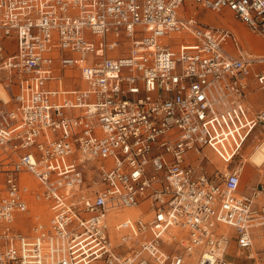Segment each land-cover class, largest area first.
Here are the masks:
<instances>
[{
	"label": "built area",
	"instance_id": "2783aa9c",
	"mask_svg": "<svg viewBox=\"0 0 264 264\" xmlns=\"http://www.w3.org/2000/svg\"><path fill=\"white\" fill-rule=\"evenodd\" d=\"M208 12L264 40V0H0V264H264V183L229 167L264 54Z\"/></svg>",
	"mask_w": 264,
	"mask_h": 264
},
{
	"label": "rangeland",
	"instance_id": "374dc122",
	"mask_svg": "<svg viewBox=\"0 0 264 264\" xmlns=\"http://www.w3.org/2000/svg\"><path fill=\"white\" fill-rule=\"evenodd\" d=\"M180 11H182V7L180 9ZM220 16H222L223 18H226V17H231L228 13L222 15V14H219ZM220 16H218V13L217 15L213 14L212 12H208L206 14V19L209 21V22H219L221 24H225ZM233 19V18H232ZM234 21V24L236 26H239L240 25V22L238 21ZM239 31L243 34V37L247 43V47L251 48L252 46L256 45L257 44V41L260 43L261 46H264V41L261 40V39H258L255 37H252L251 38L255 41L253 42H248L247 40V36H244L246 34V31H243L242 29H239ZM249 31V30H248ZM250 32V31H249ZM251 33V32H250ZM252 34V33H251ZM253 36H258V35H255V34H252ZM259 37V36H258ZM263 42V43H261ZM253 50H255V48H251ZM256 86V87H255ZM263 87V89H262ZM260 86L258 84V86L255 84L254 86H252V88H254V92H252L254 95H255V98L256 96H258V100L257 102L254 103V105L252 104L253 102V99H255L254 97L251 98L250 100H248V103L251 102V111L253 113H256L260 110H264V86ZM250 95V94H248ZM248 99H249V96H248ZM250 105V104H249ZM264 128L263 126L261 125H258L252 132L249 133V135L247 136V139L243 145V148H242V151H241V155L238 156L230 165L229 167H234L236 165H240V166H244V168L248 171V174L246 173L245 169L243 168V175H242V185H241V192L242 193H245V194H248L252 191V189L257 185V184H261V183H264V170L258 168V167H255L251 164V161H250V154L254 151L255 147L257 146V144H259L260 140L261 139H264ZM206 148H209V147H206ZM205 148V149H206ZM204 149V150H205ZM203 150V152H204ZM209 155L210 157L212 158V161L215 162V163H218V167H222L224 165L227 164V162H224L213 150H211L209 148ZM248 160V161H247ZM226 163V164H225ZM202 164L204 165V170L212 175L214 172H215V168L212 164L209 163V159L207 158V156H205V159L204 161L202 162ZM220 170H224V168H219ZM261 172V173H260ZM29 178H31V185L29 186L30 188H36L37 186V183L36 181L34 180V178H32L31 176H27ZM46 207L43 208V215H39L41 216L42 220L43 221H48L49 219V215H48V212H49V209L47 208L48 204H44ZM128 211L126 212H123L124 214L127 213ZM35 212H32V214H34ZM41 213V212H40ZM48 215V216H46ZM40 218V219H41ZM29 222L27 223L28 225V229L32 226V223H35L37 221V218L36 217H33L31 219L28 220ZM34 225V224H33ZM195 258V254H189L187 256V264H192V260ZM239 259V264H251V261L249 260H246L242 257L238 258Z\"/></svg>",
	"mask_w": 264,
	"mask_h": 264
},
{
	"label": "bare ground",
	"instance_id": "6f19581e",
	"mask_svg": "<svg viewBox=\"0 0 264 264\" xmlns=\"http://www.w3.org/2000/svg\"><path fill=\"white\" fill-rule=\"evenodd\" d=\"M185 9H186V7H184ZM194 8V10H195V7L194 6H192V7H189V12H192V9ZM213 14H215V15H217V13H214V12H212ZM230 15V14H229ZM218 16H220L219 14H218ZM231 16V18H233L232 17V15H230ZM220 18H221V20L223 21V19H222V17L220 16ZM233 20H235V21H238V20H236V19H234L233 18ZM224 23H225V21H223ZM239 22V21H238ZM226 24V23H225ZM242 24V23H241ZM230 26V25H229ZM245 26V25H244ZM230 27H232V26H230ZM246 27V26H245ZM234 30H236L234 27H232ZM239 28L240 29H242L243 31H246V34L244 35V36H247V40H248V42H253V41H255V40H253L252 38H251V36L252 37H254V39H255V37L256 38H258V36H253L246 28H243L242 26H240L239 25ZM261 40H263L261 37H259ZM258 38V39H259ZM264 41V40H263ZM261 43H263V42H261ZM247 44V43H246ZM261 46V45H260ZM262 48L261 49H264V46H261ZM252 48H254V46H252ZM263 52V51H262ZM260 54H262L261 52H259ZM258 54V53H257ZM0 97L2 98V100L3 101H7V100H9V96H8V93L0 86ZM264 138V137H263ZM193 157H194V159H196V158H198L199 156H198V154L199 153H197L196 151H193ZM201 155H202V157H203V161H204V159H205V156H207V158L209 159V163L210 164H212L213 166H214V168H215V170H216V168H224V170H225V168L228 166V163L226 164V165H224V166H222V167H218L217 166V164H215L213 161H212V158L210 157V155H209V148H206L205 150H204V152L203 153H201ZM248 161V160H247ZM250 161H251V164L253 165V166H255V167H258V168H260L261 170L263 169L264 170V139H261L260 140V142H259V144H257V146L255 147V149H254V151L250 154ZM199 162H200V159L199 160H196L195 161V163L196 164H199ZM243 168H244V166H243ZM247 174H248V172H246ZM27 176H29V175H24V181H25V184H26V186L28 185V187L31 185V178H29V177H27ZM31 182V183H30ZM33 184V183H32ZM32 186V185H31ZM30 188V187H29ZM36 189H38L37 187H36ZM46 206L44 205V204H41L40 203V201H37V200H33L32 202H31V204H29V213H32V212H35L34 214H37V215H43V208H45ZM47 208H48V206H47ZM49 209V208H48ZM133 210H134V212H133ZM126 211H128L127 213H125V214H129V215H134V214H136V213H139V211H138V209H126ZM41 212V213H40ZM48 214H49V212H48ZM124 214V213H123ZM25 215V214H24ZM46 216H48V215H46ZM42 219V218H41ZM18 224H19V226H21V227H23V229H28V226H27V220H26V218H24L23 216H21V219H20V221H18ZM113 232H115V230L113 229ZM253 232L255 233V240H254V253L253 254H258V251H263V254H264V228H255L254 230H253ZM225 233L226 234H228V235H231V234H233V229L232 228H230V227H226L225 228ZM235 243H232L231 245H230V248H229V252H231V250H232V248H235ZM193 254H195V258L192 260V264H195V261H196V258H197V254L194 252ZM192 254V255H193ZM242 254V252H238L237 253V256H240ZM234 256V255H233Z\"/></svg>",
	"mask_w": 264,
	"mask_h": 264
},
{
	"label": "crops",
	"instance_id": "0c3cea01",
	"mask_svg": "<svg viewBox=\"0 0 264 264\" xmlns=\"http://www.w3.org/2000/svg\"><path fill=\"white\" fill-rule=\"evenodd\" d=\"M192 11L193 12H195V10H194V8L192 9ZM222 17V16H221ZM222 19H223V21H225V23L226 24H224V25H227V26H232V27H234L236 30H234L232 27H230L231 29H233L235 32H236V34H237V36H239V38L241 39V42H242V44H243V46H244V48H245V51L246 52H248V53H250V54H252L253 56H258V55H262V54H264V49H261L262 47L260 46V43L257 41V44L256 45H254V48H255V50H253V49H251V48H249V47H247L246 45V41H245V39H244V37H243V34L239 31V26H236L235 24H234V21H233V19L231 18V17H226V18H223L222 17ZM213 23H216V24H221V23H219V22H213ZM240 26H242L243 28H246L245 26H244V24L242 23L241 24V22H240ZM247 29V28H246ZM248 30V29H247ZM259 38V37H258ZM260 39V38H259ZM263 51V52H262ZM259 52H261L262 54H260ZM258 53V54H257ZM233 55H237V52H233ZM257 85L258 86V83H257V81L255 80V79H253L252 81H251V88H250V91H249V94L250 95H248L249 96V99L247 98V103H248V100H250L251 98H255V95L252 93V92H254L255 90H254V88H252V86H254V85ZM256 87V86H255ZM262 89H263V87H262ZM258 96H256V98L255 99H253V102H252V104L254 105V103L255 102H257V100H258V98H257ZM250 104V105H249ZM248 105H249V107L251 106V102H249L248 103ZM251 108V107H250ZM215 163V162H214ZM215 164H218V163H215ZM226 164V163H225ZM218 166V165H217ZM245 169V168H244ZM245 171L246 172H248L246 169H245ZM261 173V172H260ZM264 174V173H263ZM133 212H134V210H133Z\"/></svg>",
	"mask_w": 264,
	"mask_h": 264
}]
</instances>
